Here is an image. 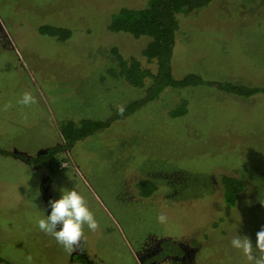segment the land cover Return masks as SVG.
<instances>
[{"label":"rangeland","instance_id":"1","mask_svg":"<svg viewBox=\"0 0 264 264\" xmlns=\"http://www.w3.org/2000/svg\"><path fill=\"white\" fill-rule=\"evenodd\" d=\"M147 4L0 0V149L40 155L63 144V122L106 121L119 106L144 97L145 87L108 71L120 70L116 48L154 72L155 64L142 54L149 39L108 28L121 8ZM178 20L175 78L196 73L264 88V0H212ZM42 26L65 28L69 36L42 35ZM25 91L38 103L19 105ZM183 103L186 113L174 117L171 111ZM5 104L12 107L3 111ZM59 156L44 193L43 170L0 154L1 257L16 264H25L28 254L34 264H86L73 258L81 251L67 253L37 227L61 189L83 195L99 221L97 232L85 227L84 253L93 264H142L148 237L167 243L195 238L207 256L199 264H247L229 241L235 234L248 236L255 248L264 227L263 94L244 98L207 85L167 87L158 99ZM223 175L247 184L234 207L224 202ZM160 213L168 218L164 224L157 222Z\"/></svg>","mask_w":264,"mask_h":264},{"label":"trees","instance_id":"2","mask_svg":"<svg viewBox=\"0 0 264 264\" xmlns=\"http://www.w3.org/2000/svg\"><path fill=\"white\" fill-rule=\"evenodd\" d=\"M212 0H148L145 8L131 9L121 8L112 16L109 31L112 33H124L135 39L147 37L149 40L142 50L143 56L148 63L155 64V71L142 67L137 59H125L116 48L113 49L119 62L120 70L110 69L108 72L113 76H122L132 85L142 88L145 87V96L134 100L124 107L123 114L117 110L112 117L106 121H95L82 119L78 123L73 120L65 121L61 124L60 130L64 140L62 145L48 148L46 152L37 156H27L21 153H11L1 150L4 155H14L20 157L35 167L48 168V178L42 184V191H45L63 158H60L62 150H70L74 142L91 136L99 130L109 128L111 123L131 115L142 106L158 99L162 91L167 88H185L190 86L207 85L216 87L219 90L234 94L240 97L249 98L256 94L264 95V88L260 86H247L228 81H210L202 78L196 73H189L182 78H175L172 69V58L176 45V34L179 28L178 15H188L202 7L210 4ZM67 30L61 27H40L42 35L65 40L68 38ZM150 84L146 86V83ZM186 104L171 111L174 117L186 113ZM224 202L231 207L236 206L240 194L246 189L247 184L242 177L222 176ZM45 193V192H44ZM49 202V200H48ZM82 255H73V258L86 263L93 264L86 254L84 247L80 250ZM0 264H16L0 256Z\"/></svg>","mask_w":264,"mask_h":264},{"label":"clouds","instance_id":"3","mask_svg":"<svg viewBox=\"0 0 264 264\" xmlns=\"http://www.w3.org/2000/svg\"><path fill=\"white\" fill-rule=\"evenodd\" d=\"M37 103L36 97L30 91H25L18 100V104L22 107H30ZM11 107V104H5L3 111H8ZM118 111L123 114V106H119ZM24 118L27 119L26 116ZM61 193L59 199L49 200L50 212L46 216L41 212L37 219V227L40 232L54 239L71 254L82 249L86 240L85 227L91 232H97L100 224L90 210L85 197L77 190L61 189ZM156 219L158 223L164 224L168 218L160 213ZM229 243L231 248L247 261V264H264V227L256 233L255 248L248 236L235 234ZM25 264H34L31 254L25 256Z\"/></svg>","mask_w":264,"mask_h":264},{"label":"flooded vegetation","instance_id":"4","mask_svg":"<svg viewBox=\"0 0 264 264\" xmlns=\"http://www.w3.org/2000/svg\"><path fill=\"white\" fill-rule=\"evenodd\" d=\"M148 240H150V244L141 253L142 264H159L160 261L174 264H199L207 257L199 250L202 244L200 245L199 242L194 243L195 238L192 241L183 243L172 240H168L169 243H167L150 237L146 239V241Z\"/></svg>","mask_w":264,"mask_h":264},{"label":"crops","instance_id":"5","mask_svg":"<svg viewBox=\"0 0 264 264\" xmlns=\"http://www.w3.org/2000/svg\"><path fill=\"white\" fill-rule=\"evenodd\" d=\"M50 148V147H49ZM2 149V148H1ZM46 149H48V148H45L43 151H45ZM4 150V149H3ZM7 151V150H6ZM43 151H41L40 153H43ZM10 152V151H9ZM16 152H18V153H21V152H19V151H16ZM16 152H11V153H16ZM39 153V154H40ZM1 154V153H0ZM21 154H25V155H27V156H30L31 154L30 153H28V152H26V151H23V153H21ZM2 155H4V154H2ZM38 155V154H37ZM35 156V155H34ZM17 157V156H16ZM30 157H32V156H30ZM19 159H21L20 157H18ZM22 161H23V159H21ZM24 162H26V161H24ZM31 166H32V168H34L36 171L37 170H39V169H41V170H43V173H44V176L42 177V178H44V181L47 179V177H48V172L46 171V167H35L34 165H32L31 164ZM37 172H39V171H37Z\"/></svg>","mask_w":264,"mask_h":264}]
</instances>
